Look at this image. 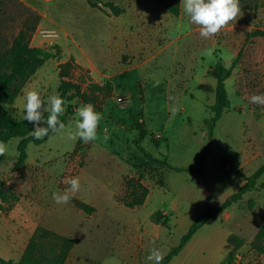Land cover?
<instances>
[{
    "label": "rangeland",
    "instance_id": "1",
    "mask_svg": "<svg viewBox=\"0 0 264 264\" xmlns=\"http://www.w3.org/2000/svg\"><path fill=\"white\" fill-rule=\"evenodd\" d=\"M110 1L126 12L105 14L87 0H0V50L26 22L37 23L30 48L53 50L54 57L26 83L32 89L37 80L35 89L45 102L59 94L62 71L83 90L112 87L95 101L103 117L98 139L82 142L78 151L79 139H69L76 115L47 142L29 143L26 158L18 152L21 139L6 143L8 153L0 156L5 259L19 260L35 229L45 227L76 241L66 264H151L146 257L152 240L165 257L207 206L222 205L264 166V106L249 102L251 95L264 94V0H240L242 16L211 39L200 37L182 6L176 17L151 0ZM41 29L58 30L60 42L44 41ZM219 59L233 69L226 81L231 108L217 123L203 177L147 160L134 144L133 127L142 121L149 134L143 143L147 152L175 167L197 165L209 143L204 121L212 117L208 106L215 102L216 87L210 70ZM83 104L73 101L75 114ZM23 106L20 95L14 104L20 117ZM140 173L150 194L143 206L130 209L121 201L124 179ZM77 176L81 188L72 198L93 206L90 214L71 200L58 205L52 199L69 187L66 177ZM158 211L168 218L167 227L152 222ZM262 215L264 174L253 191L198 231L200 239H214L205 248L207 263L264 264V254L253 249V239L249 242ZM237 229L244 232V245L229 254L224 234H238Z\"/></svg>",
    "mask_w": 264,
    "mask_h": 264
},
{
    "label": "trees",
    "instance_id": "2",
    "mask_svg": "<svg viewBox=\"0 0 264 264\" xmlns=\"http://www.w3.org/2000/svg\"><path fill=\"white\" fill-rule=\"evenodd\" d=\"M151 1L176 17L181 14L180 0ZM87 3L93 9L116 17L126 12L125 7L110 0H87ZM36 27L37 23L34 25L29 24V22L24 23L19 33L14 37L11 45L4 50H0V142L7 143L14 138L21 139L18 152L22 159L26 158V151L29 143L32 142L35 145H41L55 135V133L50 131L48 136L44 137L42 140L34 139L29 135L30 131L33 130V125L24 121L23 117H20L14 109V104L21 95L29 78L48 60L54 57L53 50L30 48L29 41ZM64 74L65 72L63 71L60 73L61 80L58 92L66 101V111L64 115L60 117V120L67 125L75 115L73 101L76 98L85 104L92 103L94 107H96L95 101L98 99V95L103 91L111 93L112 87L90 85L86 90H83L81 85H75L70 81L67 82ZM232 74L233 69L227 68L223 64L222 59H219L218 63L210 70V75L216 80V87L215 102L208 106L212 117L204 121L209 132V143L208 147L201 152L195 167H175L171 165L167 159L161 160L155 158L151 153L147 152L143 143L146 141L149 134L144 121H142L136 123L133 128L138 131V137L134 140V144L143 153L144 157L152 162L165 165L173 171L179 173L191 172L203 177L205 162L213 143L217 123L220 121L223 114L231 108L226 81L231 78ZM45 117H47V113H45ZM41 126L46 125L41 124ZM82 142L83 141L79 139L75 151L79 150ZM155 144L158 145L156 140ZM263 174L264 166L257 170L255 174L251 176L235 194L226 199L222 205L218 207L207 206L194 220L188 231L181 237L179 245L171 249L164 257L162 264H169L206 223L229 209L233 204L241 201L246 193L253 191L256 187V181ZM144 179L145 175L143 173L124 179V196L121 198V201L127 208L134 209L146 203L150 190L144 184ZM71 201L77 208L87 214L95 211L93 206L83 201L74 198H72ZM261 219L263 225L254 237L251 245L259 254H264V215H262ZM151 220L164 227L168 226V218L164 216L161 211L154 213L151 216ZM228 242L233 245L234 250H238L244 245V241L235 235H231L228 238ZM75 245L76 241L71 237L59 234L45 227H38L29 239L19 261L5 259L0 255V264H66Z\"/></svg>",
    "mask_w": 264,
    "mask_h": 264
},
{
    "label": "clouds",
    "instance_id": "3",
    "mask_svg": "<svg viewBox=\"0 0 264 264\" xmlns=\"http://www.w3.org/2000/svg\"><path fill=\"white\" fill-rule=\"evenodd\" d=\"M183 13L189 22L198 26L202 39H211L227 28L242 16L240 0H180ZM249 102L264 106V94H253ZM24 121L33 125L31 135L36 140H42L49 132L62 133L65 124L60 120L66 111V101L58 94H52L47 102L42 99L41 93L36 89H28L24 93ZM177 109L173 108L175 115ZM47 113V117H45ZM74 133L69 134V139L82 140L85 144L98 139V129L102 120V113L96 111L92 103H86L77 108ZM44 124L46 126H41ZM109 139L105 129L104 140ZM8 153V146L0 142V156ZM64 183L69 187L63 192H54L53 201L58 204H67L73 195L81 188L80 177H66ZM153 247L149 249L146 260L151 264H162L164 253L155 247L156 241L150 242Z\"/></svg>",
    "mask_w": 264,
    "mask_h": 264
},
{
    "label": "crops",
    "instance_id": "4",
    "mask_svg": "<svg viewBox=\"0 0 264 264\" xmlns=\"http://www.w3.org/2000/svg\"><path fill=\"white\" fill-rule=\"evenodd\" d=\"M44 41H47V40H44ZM59 42H55V43H59ZM35 82H36L34 84L35 86L32 89H35V87L37 86L38 81L36 80ZM28 89H31V85L30 86L26 85V87L23 89L21 95L24 96L25 91L28 90ZM1 203L2 202H1V199H0V204ZM2 214L3 213L0 212V224H1V216H2ZM262 225L263 224H261V226ZM237 231L239 232L238 234L232 233V232H228L227 234H224V237H226L227 238V241H228V238L231 235H235V236H237V237H239V238H241L243 240L244 238L242 236H244V232L241 229H237ZM258 231H257V233H258ZM256 234L253 235L252 237H250L251 239L249 240V242L252 239H254V237L256 236ZM198 235H199L198 233L196 235H194V237L187 243V245L184 247V249L176 257H174L169 264H210V262L207 263V261H206L205 248H207L206 245H208V247L211 246V244L214 241V239L209 238V239H205V240L203 239L202 240V239L199 238ZM31 236H30V238H31ZM212 238H215V237H212ZM28 242H29V240L27 241V244H28ZM27 244H26V246H27ZM26 246H25V248H26ZM25 248L19 254V256L21 254L23 255ZM232 249H233V246L230 244L229 254L232 251ZM22 255H21V257H22ZM9 257L12 258L11 260H13V258H14L13 255H9ZM21 257H20V259H21ZM19 260H17V261H19Z\"/></svg>",
    "mask_w": 264,
    "mask_h": 264
},
{
    "label": "built area",
    "instance_id": "5",
    "mask_svg": "<svg viewBox=\"0 0 264 264\" xmlns=\"http://www.w3.org/2000/svg\"><path fill=\"white\" fill-rule=\"evenodd\" d=\"M38 34L47 41H50V43H55L61 38V33L56 29H41L38 31ZM120 101H122V99Z\"/></svg>",
    "mask_w": 264,
    "mask_h": 264
},
{
    "label": "water",
    "instance_id": "6",
    "mask_svg": "<svg viewBox=\"0 0 264 264\" xmlns=\"http://www.w3.org/2000/svg\"><path fill=\"white\" fill-rule=\"evenodd\" d=\"M199 185H200V187L203 189V191H204V193H205V196H209L210 193L207 192V190H206V188H205V186H204V182H203V180H200Z\"/></svg>",
    "mask_w": 264,
    "mask_h": 264
}]
</instances>
